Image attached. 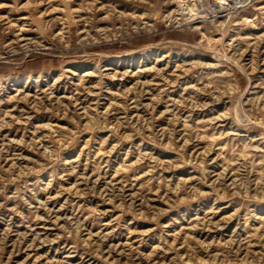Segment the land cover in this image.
Returning <instances> with one entry per match:
<instances>
[{"label":"rangeland","instance_id":"rangeland-1","mask_svg":"<svg viewBox=\"0 0 264 264\" xmlns=\"http://www.w3.org/2000/svg\"><path fill=\"white\" fill-rule=\"evenodd\" d=\"M0 264H264V0H0Z\"/></svg>","mask_w":264,"mask_h":264}]
</instances>
